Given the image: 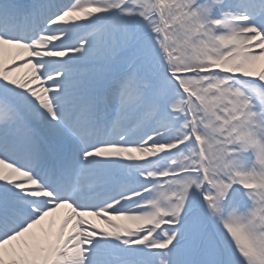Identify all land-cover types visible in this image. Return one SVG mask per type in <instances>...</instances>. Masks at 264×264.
Returning <instances> with one entry per match:
<instances>
[{"label": "snow or ice", "instance_id": "6c2138e0", "mask_svg": "<svg viewBox=\"0 0 264 264\" xmlns=\"http://www.w3.org/2000/svg\"><path fill=\"white\" fill-rule=\"evenodd\" d=\"M0 264H264V0H0Z\"/></svg>", "mask_w": 264, "mask_h": 264}]
</instances>
